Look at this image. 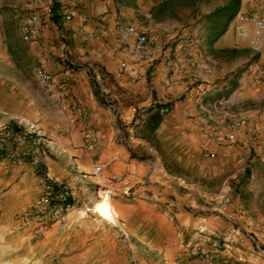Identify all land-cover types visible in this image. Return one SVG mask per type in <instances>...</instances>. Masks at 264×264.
Wrapping results in <instances>:
<instances>
[{"label": "crops", "instance_id": "crops-1", "mask_svg": "<svg viewBox=\"0 0 264 264\" xmlns=\"http://www.w3.org/2000/svg\"><path fill=\"white\" fill-rule=\"evenodd\" d=\"M58 1L66 11L73 10L74 16L61 23L45 19L39 38L48 51L37 57L44 68L52 71L55 83L67 76L66 90L61 97L54 89L44 90L48 116L40 123L32 122L49 139L45 140L50 156L40 166L0 164V207H28L43 188L44 178L68 180L73 187L107 192L118 217L142 235L152 249L128 228L114 224L147 250L189 258L192 248L201 243L220 255L228 254V264H264V256L243 249L244 244L232 250L220 248L216 244L220 235L236 237L229 232L227 216H220L215 200H210L209 206L202 204L188 196L187 188H181L186 184L184 156L188 148L215 151L213 161L217 163L203 165L205 170L210 169L205 177L213 179L215 171L230 162L236 165L238 152L213 144L206 136L209 131L222 133L231 122L245 119L238 139L251 134L263 137L258 129L264 128V52L253 53L247 40L234 31L237 14L253 9V4L239 0L237 14L212 40L205 14L214 8L205 14L195 9L185 20H172L160 17L157 11L174 0ZM113 14L119 17L118 23ZM129 23L145 31L149 43L136 72L116 75L120 59H135L138 55L125 29ZM186 49L190 55L184 52ZM33 50L36 52L35 46ZM50 56L55 60H46ZM64 57L77 67L67 69ZM168 62L197 74L201 86L207 88L200 102L193 100L195 92L183 97V80ZM239 65L243 66L241 70L236 68ZM108 101L112 104L107 105ZM68 102L75 103L76 109L64 106ZM167 102L169 111L159 114L157 127L147 137L144 130L148 115ZM139 113L145 118L136 119ZM88 127L96 132L97 139L85 148L84 131ZM153 137L158 139L157 146L151 141ZM254 150L259 167L252 177L256 174L264 179V164L260 161L264 159V143ZM171 158L178 161V170L171 169ZM77 163L90 174L94 163L104 166L92 179L81 172ZM195 189L203 192V188ZM216 191L210 189L211 193ZM235 210L232 204L223 213L237 216ZM242 230L247 232L246 228ZM182 249L185 252L180 255ZM188 264L199 263L192 258Z\"/></svg>", "mask_w": 264, "mask_h": 264}, {"label": "rangeland", "instance_id": "rangeland-1", "mask_svg": "<svg viewBox=\"0 0 264 264\" xmlns=\"http://www.w3.org/2000/svg\"><path fill=\"white\" fill-rule=\"evenodd\" d=\"M224 1L174 0L157 12L162 18L185 20L195 9L205 14ZM59 3L58 0L44 1L45 6L51 5L53 9L65 10ZM42 10L43 8L35 6L34 0H0L1 119L40 123L48 114L46 112L49 111V106L42 95L44 90L49 88L35 74V69L42 66L37 55L48 51L47 44L41 42L39 34L45 19L60 23L64 21L46 13L45 9ZM34 13H38V37L34 43H27L21 36V24ZM33 46L38 52L33 50ZM123 59L133 60L124 57L119 62ZM46 60L51 62L55 59L50 56ZM63 60L70 71L77 67L70 59L64 57ZM242 67L236 66L238 70ZM50 72L52 73L51 70ZM106 104L112 103L108 101ZM143 118L145 116L141 113L136 116V119ZM144 133L149 137L148 127ZM151 139L157 146L158 139ZM43 147L47 157L50 156L47 143H44ZM254 149L255 147L249 158H242L238 153L236 165L230 162L219 167L215 171L216 177L212 179L210 175L205 177V174H210V169L205 170L203 165L215 166L217 160L206 161L201 150L195 152L188 148L184 156L186 184L181 185V188H187L188 196L202 204L209 206L210 200L219 204L216 210L220 212V216L226 215L230 219L225 217L230 225L229 232H233V229L239 230L234 231V239L229 238L230 250L236 245L241 247L244 244L243 249L264 256V218L261 217L264 213V190L261 189L264 188V179L256 174L252 177L255 169L259 167L255 164ZM260 161L264 164V159ZM178 164L173 158L169 161L172 170H178ZM42 169L44 170V166ZM64 181L70 184L68 180ZM195 188H203V192ZM73 189L74 199L58 212L52 202L38 203L43 188H40L36 200L26 208L0 207V264H168L162 256L163 252L147 250L138 245L114 222L97 215L93 206L100 188ZM210 189L217 191L211 193ZM232 204L236 205L237 216L223 213L224 209ZM242 227L246 228L247 232L242 230ZM242 235L244 240L240 242L238 237ZM223 237L224 235H220L219 241L216 242L220 248ZM183 252L184 249L178 253L181 255ZM168 255L176 264H188L192 259L187 258L185 254Z\"/></svg>", "mask_w": 264, "mask_h": 264}, {"label": "built area", "instance_id": "built-area-1", "mask_svg": "<svg viewBox=\"0 0 264 264\" xmlns=\"http://www.w3.org/2000/svg\"><path fill=\"white\" fill-rule=\"evenodd\" d=\"M45 0H34L35 6L43 8L46 13L52 14L62 21H70L74 16L73 10H61L53 9L51 5L45 6ZM243 4H253L254 8L245 10L237 14V20L234 25L235 34L240 38L247 40L248 46L253 53L264 52V0H241ZM45 6V7H43ZM113 19L116 23L119 22L117 14H113ZM38 13L32 14L21 24V36L27 43H34L38 37ZM128 36L133 41V46L138 55L133 60H121L118 64L116 75L123 73L135 72V68L141 54L146 51L149 38L145 31H142L139 27L129 23L125 26ZM185 53L190 55V50H184ZM170 69L179 75L182 82V94L184 98L188 97L190 92H195L193 100L200 102L207 88L201 86V82L195 72H186L184 66H181L175 62H168ZM37 78L47 86L49 89H54L61 97L66 90L65 84L67 83V76H64L58 83L53 80L52 73L39 66L35 69ZM69 109H76V104L73 102L64 103ZM159 114H164L169 111V103H164L154 108ZM246 124L245 119L233 121L229 124L228 130L225 132L214 133L215 130L209 131L206 134L207 139L210 140L216 146H227L232 150H235L243 158H249L252 154L253 148L261 143H264V128L259 127V131H263V137H259L258 134H251L247 138L238 139V132ZM84 147L89 148L96 141V132L88 127L84 131ZM47 140L43 138V135L37 129H32L26 124L17 121L11 122L10 120H4L0 118V164H23L30 163L32 165H41L42 160H45L47 155L44 151L43 144ZM215 151L213 149L205 148L202 150V155L207 160H213L215 158ZM103 163H94L92 167V175H98L102 169ZM75 191L73 187L64 180H52L45 178L42 194L39 197L38 203L45 204L52 202L56 207V211H61L68 206L69 202L74 199ZM239 231L238 229H233ZM229 238L224 236L222 248L230 249ZM238 240L242 242L244 236L238 237ZM191 257L199 264H228L230 256L228 254L220 255L212 250L205 248L201 243L196 244L191 251Z\"/></svg>", "mask_w": 264, "mask_h": 264}, {"label": "trees", "instance_id": "trees-1", "mask_svg": "<svg viewBox=\"0 0 264 264\" xmlns=\"http://www.w3.org/2000/svg\"><path fill=\"white\" fill-rule=\"evenodd\" d=\"M238 6L239 0H228L223 5L217 6L205 14V19L212 29L210 31L212 40L216 39L226 29L229 22L237 14ZM148 109H151V107ZM160 119L161 116L156 110L148 115L146 127H148L149 131L157 127Z\"/></svg>", "mask_w": 264, "mask_h": 264}, {"label": "bare ground", "instance_id": "bare-ground-1", "mask_svg": "<svg viewBox=\"0 0 264 264\" xmlns=\"http://www.w3.org/2000/svg\"><path fill=\"white\" fill-rule=\"evenodd\" d=\"M26 125L30 128L34 127V124H32V123H26ZM32 129H34V128H32ZM43 138L49 140L45 136H43ZM77 167L79 169H81V172L82 171L85 172L84 173L85 176L92 178L93 175L90 174L89 171L84 166L77 163ZM92 179H94V177ZM97 196H98V198H97V200L93 206V209L99 217H101L105 220L107 219V220L115 222V223L118 222L121 226L128 228L129 232L131 234L137 236V238L140 242L145 243L148 246V248L152 249V245L148 241H146L142 235L136 234L133 230H131L128 227V225L126 224V222L122 218L118 217L117 211L114 208L112 202L110 201L109 194L107 192L98 191ZM162 256L168 264H176L174 262V260L168 254L163 253Z\"/></svg>", "mask_w": 264, "mask_h": 264}]
</instances>
